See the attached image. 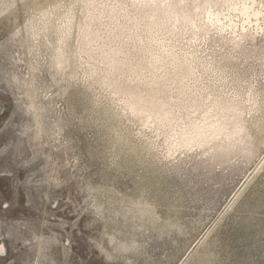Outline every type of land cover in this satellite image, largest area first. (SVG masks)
<instances>
[{
  "label": "rangeland",
  "instance_id": "rangeland-1",
  "mask_svg": "<svg viewBox=\"0 0 264 264\" xmlns=\"http://www.w3.org/2000/svg\"><path fill=\"white\" fill-rule=\"evenodd\" d=\"M151 2L0 0V264H264V0Z\"/></svg>",
  "mask_w": 264,
  "mask_h": 264
},
{
  "label": "bare ground",
  "instance_id": "bare-ground-1",
  "mask_svg": "<svg viewBox=\"0 0 264 264\" xmlns=\"http://www.w3.org/2000/svg\"><path fill=\"white\" fill-rule=\"evenodd\" d=\"M144 3H152L151 0H143ZM150 5V4H149ZM153 5V4H151ZM156 7L153 8L152 6V12L153 14L150 15V23L147 22L148 24V27L149 28H152L154 26H158L159 25V22H160V16L163 11L162 7H160L159 5H155ZM148 7V6H147ZM146 7V8H147ZM159 12V13H158ZM162 17V16H161ZM162 22V21H161ZM91 25H89L88 27V24H85V27H83L82 29V32L84 33V36L87 38V42H91V44L93 43V41L96 39H94V31L91 30L90 28ZM146 28H147V25H146ZM97 31V29H96ZM151 31V30H150ZM99 32L97 31V34ZM84 39V38H83ZM82 39V40H83ZM94 39V40H93ZM86 41V39H85ZM84 42V41H83ZM87 42H84V43H87ZM89 44V43H87ZM90 45V44H89ZM91 46V45H90ZM89 46V47H90ZM88 49V48H86ZM90 49V48H89ZM123 49V48H122ZM94 50V48H93ZM98 50V49H97ZM96 50V51H97ZM112 50V49H111ZM110 50V51H111ZM124 50V49H123ZM88 51V50H87ZM91 52V50L89 51ZM95 52V51H94ZM99 52V51H98ZM101 52V51H100ZM119 52H121L120 50H116L114 52H101V56L102 59L105 60V62L110 65V67H116L118 64H122L123 61H121L119 58H118V54ZM123 52V51H122ZM125 52V51H124ZM120 55H123V54H120ZM126 58V57H125ZM134 59V58H133ZM124 60V59H123ZM125 63V62H124ZM106 64V66H108ZM128 64V63H127ZM126 64V65H127ZM155 64V63H154ZM130 65V64H129ZM133 65V64H132ZM182 66V65H181ZM119 66H117L118 68ZM124 68V67H123ZM122 68V69H123ZM154 68V67H153ZM113 69V68H112ZM115 69V68H114ZM119 69V68H118ZM176 69V68H175ZM120 70V69H119ZM156 70V69H155ZM181 70V69H180ZM179 70V71H180ZM188 70V69H187ZM118 70H116L117 72ZM124 71V69H123ZM178 71V69H177ZM132 72V71H131ZM126 73V72H125ZM168 73V72H167ZM183 74V73H182ZM155 75V74H153ZM177 75V74H176ZM162 76V75H161ZM172 76V75H171ZM180 77V76H179ZM177 79V78H176ZM116 80V79H115ZM170 80V79H169ZM166 81V80H165ZM177 82V81H176ZM162 84V83H161ZM160 84V86H161ZM156 86V85H155ZM154 87V86H153ZM128 88V87H127ZM123 89L124 93H126L128 96V107L129 109L134 112V113H140V114H143L145 116V118L149 121V120H158V122H160L161 124H165V123H169L171 122L175 117H173L174 115L171 114L168 109L166 108L169 104V101L168 99H163V95L162 97L160 96H157V92L160 90L161 87H159V89H156L157 91L155 92H147L145 93H141L140 91H134V90H130L129 88L127 89ZM163 89V88H162ZM137 90V89H136ZM139 90V89H138ZM153 90V89H151ZM164 91V90H163ZM162 91V92H163ZM163 94V93H162ZM160 95V94H159ZM166 96V95H165ZM169 96V95H168ZM171 101V100H170ZM223 102V101H222ZM200 104V103H199ZM209 105V104H208ZM212 107H213V110L214 112L216 111H219V113H217V116L218 118L217 121L213 122V123H205L204 126L201 127V129L199 131L196 132V135H199L200 136V142L205 144V142L209 141V139H215V138H218L216 137L217 135H222L224 137L225 140H227L228 142L225 143V148H228L229 146H231L233 143L229 142V141H232V140H241L243 139V135H242V131L237 127V124L239 123V121H237L236 119L233 121V119H230V118H226L228 117L227 114H226V117H225V112L227 110L226 107H223L221 102L218 101V100H214L212 102ZM201 108V107H200ZM211 109V108H210ZM205 111V110H204ZM213 112V111H211ZM203 114V113H202ZM203 116V115H202ZM208 116V115H206ZM211 116V115H210ZM234 116V115H233ZM205 118V117H204ZM203 118V119H204ZM207 118V117H206ZM210 118V117H209ZM212 118H215L212 117ZM232 118V116H231ZM215 119V120H216ZM175 120V119H174ZM212 120V119H211ZM206 121V120H205ZM210 122V121H209ZM233 122V123H232ZM232 124V125H231ZM221 136V137H222ZM213 139V140H214ZM215 141V140H214ZM217 141V139H216ZM243 141V140H242ZM213 142V141H211ZM238 141H236L237 143ZM215 143V142H214ZM242 143V142H241ZM222 144V143H221ZM220 146V144L218 145ZM222 146V145H221ZM214 147V146H213ZM224 147V146H223ZM3 250V247L0 246V252Z\"/></svg>",
  "mask_w": 264,
  "mask_h": 264
}]
</instances>
